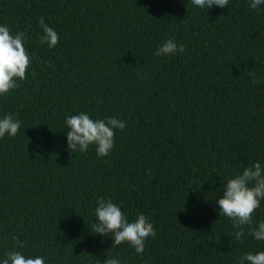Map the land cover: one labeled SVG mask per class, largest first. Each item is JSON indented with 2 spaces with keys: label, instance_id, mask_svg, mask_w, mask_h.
I'll return each instance as SVG.
<instances>
[{
  "label": "trees",
  "instance_id": "1",
  "mask_svg": "<svg viewBox=\"0 0 264 264\" xmlns=\"http://www.w3.org/2000/svg\"><path fill=\"white\" fill-rule=\"evenodd\" d=\"M41 17L59 34L55 48L40 43ZM0 25L26 31L33 58L0 97V118L21 121L0 138V261L16 250L45 264H239L264 251L247 227L235 239L217 202L229 178L264 168V5L0 0ZM169 39L186 51L156 56ZM81 112L126 122L109 156L69 151L65 121ZM98 198L153 223L143 254L93 231Z\"/></svg>",
  "mask_w": 264,
  "mask_h": 264
},
{
  "label": "clouds",
  "instance_id": "2",
  "mask_svg": "<svg viewBox=\"0 0 264 264\" xmlns=\"http://www.w3.org/2000/svg\"><path fill=\"white\" fill-rule=\"evenodd\" d=\"M191 3L201 9H211L214 6L228 7L229 0H191ZM252 9L258 10L264 5V0H249ZM39 26L43 35L40 43L49 48H55L59 43L58 32L41 17ZM26 31L12 33L7 25H0V97L10 95L19 88V82L27 79V73L32 67L33 58L26 47ZM185 46L174 40H166L157 48L156 56H172L184 53ZM254 75V73H253ZM255 82L260 83L259 80ZM66 132L69 151L75 153L87 152L90 146H95L98 157H107L115 146L116 130H124L126 122L116 117L107 119H92L86 112L70 115L66 118ZM21 128V121L12 114L0 118V138L8 135L16 137ZM264 201V168L259 162L247 166L242 173H236L229 178L223 193L217 200L220 215L229 218L232 226L238 231L233 232L237 241L242 242L247 227L248 235L257 241H264V220L258 224L254 220L256 210ZM95 215L98 222L92 225L97 235H111L113 248L128 244L137 254H143L146 241L155 238L156 230L147 216L140 214L132 222L128 220L121 208L111 199L98 198ZM16 248H26L27 243L18 236H13ZM0 264H45L44 257L25 256L22 252L11 250ZM99 264V261H98ZM104 264H121L116 258H107ZM239 264H264V251L255 254L249 252L240 257Z\"/></svg>",
  "mask_w": 264,
  "mask_h": 264
}]
</instances>
